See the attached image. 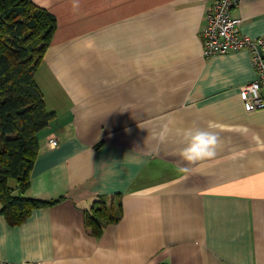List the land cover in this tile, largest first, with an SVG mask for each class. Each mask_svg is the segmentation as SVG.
<instances>
[{
    "label": "crops",
    "instance_id": "obj_1",
    "mask_svg": "<svg viewBox=\"0 0 264 264\" xmlns=\"http://www.w3.org/2000/svg\"><path fill=\"white\" fill-rule=\"evenodd\" d=\"M212 1L32 0L56 21L34 73L53 117L25 195L60 199L15 225L0 212V264H264V107L238 94L248 50L201 54ZM231 14L264 37V0ZM188 129L214 133L215 154L184 159ZM115 193L95 237L84 211Z\"/></svg>",
    "mask_w": 264,
    "mask_h": 264
},
{
    "label": "trees",
    "instance_id": "obj_2",
    "mask_svg": "<svg viewBox=\"0 0 264 264\" xmlns=\"http://www.w3.org/2000/svg\"><path fill=\"white\" fill-rule=\"evenodd\" d=\"M55 26L54 15L32 0H0V212L9 225L60 199L25 195L39 150L37 132L53 117L34 73ZM119 195L100 196L84 211V224L93 236L100 235L106 222L119 219Z\"/></svg>",
    "mask_w": 264,
    "mask_h": 264
},
{
    "label": "built area",
    "instance_id": "obj_3",
    "mask_svg": "<svg viewBox=\"0 0 264 264\" xmlns=\"http://www.w3.org/2000/svg\"><path fill=\"white\" fill-rule=\"evenodd\" d=\"M239 0H213L205 11V24L200 30L201 54L209 56L233 49H246L255 76L238 86V94L243 106L250 111L264 107V37H251L240 31L241 19L231 14ZM258 48L260 51H258ZM57 138H47L49 146H55ZM2 264H41L40 261H22Z\"/></svg>",
    "mask_w": 264,
    "mask_h": 264
},
{
    "label": "clouds",
    "instance_id": "obj_4",
    "mask_svg": "<svg viewBox=\"0 0 264 264\" xmlns=\"http://www.w3.org/2000/svg\"><path fill=\"white\" fill-rule=\"evenodd\" d=\"M184 137L187 139L186 146L180 155L186 160H194L200 157H211L215 154L217 137L212 132L185 130Z\"/></svg>",
    "mask_w": 264,
    "mask_h": 264
},
{
    "label": "water",
    "instance_id": "obj_5",
    "mask_svg": "<svg viewBox=\"0 0 264 264\" xmlns=\"http://www.w3.org/2000/svg\"><path fill=\"white\" fill-rule=\"evenodd\" d=\"M258 51H260V49L258 48Z\"/></svg>",
    "mask_w": 264,
    "mask_h": 264
}]
</instances>
